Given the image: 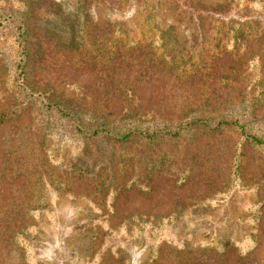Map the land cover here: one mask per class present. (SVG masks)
<instances>
[{
	"label": "rangeland",
	"instance_id": "1",
	"mask_svg": "<svg viewBox=\"0 0 264 264\" xmlns=\"http://www.w3.org/2000/svg\"><path fill=\"white\" fill-rule=\"evenodd\" d=\"M0 11L15 16L0 27V264H264V147L231 127L83 138L17 85L20 63L28 89L85 127L221 119L264 138V0Z\"/></svg>",
	"mask_w": 264,
	"mask_h": 264
},
{
	"label": "trees",
	"instance_id": "2",
	"mask_svg": "<svg viewBox=\"0 0 264 264\" xmlns=\"http://www.w3.org/2000/svg\"><path fill=\"white\" fill-rule=\"evenodd\" d=\"M15 16L12 14H3L0 11V27H2L6 22L10 21ZM18 20V19H16ZM74 39V38H73ZM76 40V39H75ZM20 42V41H19ZM21 51L23 52V48L21 43H18ZM18 68V80L17 85L21 89L24 94L25 101L33 100L35 102H39L41 107L47 111H51L55 113L58 118L66 119L69 125L70 130L74 132V134L80 135L83 138H93V137H101L108 144L113 143H123L132 139H141L146 140L148 142H153L156 139L163 138H175L178 137L180 131L187 127H196V129L203 130L206 132H214L218 129H222L225 127H231L237 131L239 138L243 141H246L249 144L264 147V138H258L254 135L248 134L242 125H239L236 122H229L225 120H216L212 127L208 128L209 121L207 119L194 118L190 119L183 125L179 124L175 128H169L165 125L161 127H145L141 128L139 126L128 128L126 131H123L120 127L110 128L104 124L95 125L93 127H85L81 125L79 121V117L76 113L66 112L60 105L57 103L49 102L46 100L44 95L36 92H32L24 83V77L22 73V67L20 63L17 66ZM8 113L0 114V123L6 120ZM135 191L141 195L145 194V191L137 186L134 187Z\"/></svg>",
	"mask_w": 264,
	"mask_h": 264
}]
</instances>
